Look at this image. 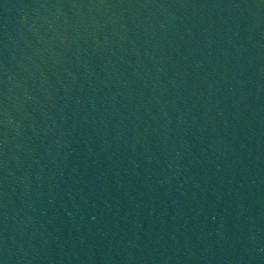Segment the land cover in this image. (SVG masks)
Instances as JSON below:
<instances>
[{
  "label": "water",
  "instance_id": "1",
  "mask_svg": "<svg viewBox=\"0 0 264 264\" xmlns=\"http://www.w3.org/2000/svg\"><path fill=\"white\" fill-rule=\"evenodd\" d=\"M0 264H264V0H0Z\"/></svg>",
  "mask_w": 264,
  "mask_h": 264
}]
</instances>
